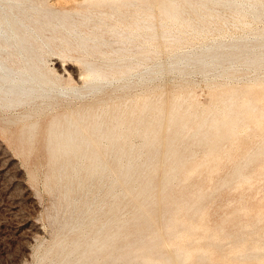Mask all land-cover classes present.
<instances>
[{
  "label": "bare ground",
  "instance_id": "obj_1",
  "mask_svg": "<svg viewBox=\"0 0 264 264\" xmlns=\"http://www.w3.org/2000/svg\"><path fill=\"white\" fill-rule=\"evenodd\" d=\"M262 23L264 0H0V111L28 149L54 110L34 263L264 264V210L209 223L264 169Z\"/></svg>",
  "mask_w": 264,
  "mask_h": 264
},
{
  "label": "rangeland",
  "instance_id": "obj_2",
  "mask_svg": "<svg viewBox=\"0 0 264 264\" xmlns=\"http://www.w3.org/2000/svg\"><path fill=\"white\" fill-rule=\"evenodd\" d=\"M58 56L59 55L56 53L51 54L48 59L49 64L52 65L54 61L53 59L56 57L58 58ZM59 58L63 62H65L66 59H68L69 57L61 58L59 56ZM66 62L76 63V61L74 59L72 60V58H69ZM197 76L198 75H196V79L199 81V78H201V76L200 75H199L200 77L199 76L197 77ZM199 82L200 84H197L194 87V95L195 93H198L197 95L200 94L199 96H196V95L195 96L199 98L201 96L200 101L202 100V102L206 103L210 99V93H209L210 88L207 85V83L204 81H201V79ZM202 85H204V89L201 88L203 87ZM138 91L140 90L138 89ZM199 91L201 93H199ZM206 92L207 94L205 95ZM59 107L61 109L62 105H60ZM59 107L56 110H59ZM22 109H23L22 107H18L15 110H13V112L10 111L12 113L10 112L3 113L2 111H0V264H29V263L33 264L36 261V257H37L39 250L42 248V247L40 248V242L41 243L47 242L51 238V235H52V229H51L52 225L49 224L51 222H50V219L48 218L49 217L48 213L50 212L52 208V204H53L52 201L54 200V193L51 191V189L48 187L46 183V173L48 169V162L46 158L47 152H46L45 146H43V143L45 140V134L44 135L42 134L45 133L43 127H45L46 122L48 121L50 117V114H52L54 110L49 111L48 113H45L42 115L40 127L43 130H41L39 127V132L37 133V136H36L38 138V139L36 138L37 143L35 142L36 148L34 145L32 148L27 147L28 149H25L26 146L24 147L20 140V131L23 125L22 122L20 121L8 122L7 121L8 116H11L15 113H19L22 111ZM43 118H45V120ZM15 127L18 129V131L16 130ZM13 128L15 131L12 130ZM39 133L41 136L39 135ZM15 135L17 136L16 138H15ZM12 138L15 140H13ZM17 138H18V141H17ZM40 138H42V140ZM256 139L258 138H255V137L253 138L254 141ZM18 144L20 148H18L19 147L17 146ZM40 144H42L44 151L42 150ZM23 148L25 151L23 150ZM33 151L35 154H33ZM42 154L44 157L42 156ZM39 156L41 158L43 157L42 160ZM36 161L38 162L36 163ZM36 165L39 167H37ZM229 167H230V164L222 168L217 173L219 174L218 176L225 174ZM30 170H32V172H29ZM263 172H264V169L261 172V174L256 175V178L251 183V186L249 184H245L243 186L232 185L230 187H224L226 188V190H228V192L224 188L220 189V191H217V193L218 192L220 193L222 190L223 192H226V193L221 192L220 194L221 198L219 197L220 195H218L219 193L216 194L217 198L216 196L214 197L215 199L213 198L215 201L212 200L210 202V207H211L210 210L214 208V210L212 209L211 211L212 214L210 213L211 214L210 218L211 219L213 218L214 220L209 219L210 220L209 223H211V221H214V223H217V220H220L223 216L227 214H236V216L238 215L237 216L238 218L241 219L243 217L242 219L245 220L247 219V217L248 218L251 217L250 215L257 214L259 209L264 210V207H263L264 206L263 205L264 203V184H263L264 175L263 174L264 173ZM39 173H41V175H39ZM254 186L255 188H253ZM228 188L230 189V192ZM48 189L50 192L48 191ZM239 190L240 192L243 191V193L240 194ZM245 190L247 191L245 192ZM233 193L235 194L232 195ZM251 194H252V197H251ZM244 195L248 196L247 198L249 199H247ZM241 197H244V198H241ZM253 197H255L254 198L255 201L252 199ZM222 199L224 200H223V203L221 204ZM236 200L237 202L235 203ZM212 202L213 204H211ZM249 203L251 204V206ZM217 205H219V207H217ZM230 206H231V209H230ZM242 206L246 208L242 209L241 208ZM215 208L217 209V211L220 208L219 210H222L223 212L222 211L217 212ZM214 211L215 213L217 212L216 214L218 216L214 213ZM250 212H255V213L250 214ZM239 213L242 215H240ZM262 223L264 224V221Z\"/></svg>",
  "mask_w": 264,
  "mask_h": 264
}]
</instances>
